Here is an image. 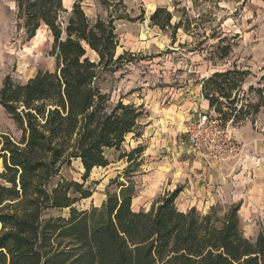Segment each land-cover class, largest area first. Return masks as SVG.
Masks as SVG:
<instances>
[{"label": "trees", "instance_id": "1", "mask_svg": "<svg viewBox=\"0 0 264 264\" xmlns=\"http://www.w3.org/2000/svg\"><path fill=\"white\" fill-rule=\"evenodd\" d=\"M14 2L28 38L42 25L49 30L55 67L23 83L5 77L0 88V105L19 131L18 137L0 135V264H264V231L246 238L238 205L223 217L213 209L180 211L176 188L148 210L135 211V184L117 176L111 181L117 191H106L100 208L76 207L92 195L85 185L91 170L108 166L107 153L120 151L126 136H139L142 107L121 100L110 105L98 80L128 57L116 55L114 22L141 17L109 12L90 22L78 1L70 10L63 0ZM171 19L165 7L149 16L151 25L174 34L182 21L171 25ZM235 78L231 71L214 73L205 89L229 97L224 89ZM142 151L137 146L120 155L129 162L124 177L139 166ZM73 160L82 165L81 181L62 174ZM64 209L65 216L52 214Z\"/></svg>", "mask_w": 264, "mask_h": 264}, {"label": "rangeland", "instance_id": "2", "mask_svg": "<svg viewBox=\"0 0 264 264\" xmlns=\"http://www.w3.org/2000/svg\"><path fill=\"white\" fill-rule=\"evenodd\" d=\"M75 1L80 2L90 22L97 18L106 19L109 12L121 15L127 11L133 18L141 17L140 20L132 22L133 25H129L127 21L114 22L120 43H123L126 32L133 29L131 26L147 25V11L153 4L166 9L173 8L174 16L180 17L185 28L192 33L194 47L207 50L210 64L216 66L224 63L220 59L215 60L220 57L216 47L221 45V41L228 42L234 29L238 35L251 32L256 37L264 36V0H107L109 7L104 6L100 0H64L63 5L70 10ZM191 24L193 25L190 26ZM234 24L236 28H233ZM146 35L148 34L143 33L141 37ZM202 36H205L207 41L203 46L200 40ZM51 44L52 37L45 25L37 29L32 38H28L26 32L18 26L14 0H0V88L5 77H10L16 83H23L39 70H54L55 59L49 54ZM169 47L150 44L140 52L128 54L122 62L103 72L98 80L100 88L109 98L110 105L119 100L124 104H137L140 99L148 103L145 109L148 117L142 118L138 131L143 129L147 120H153L154 114H158V108L171 103L170 88L178 84L175 80L178 77L176 72H183L181 69L176 70V67L178 64L182 65L180 62L186 59L185 50L172 45ZM219 50H222L221 46ZM87 54L95 58L94 53ZM254 68L257 72L261 71L264 64H257ZM260 79L243 89V85L249 81L248 77L240 72L234 82L231 81L224 89L231 100L226 99L223 105L219 104V109L223 111L225 108V117L236 109V134L242 150L236 157V169L230 167L231 162L224 163L225 169L221 170L220 177L224 178L225 183L217 180L214 175L217 173L216 169L210 170L214 172L212 175L210 173V179L201 176V169L196 166L198 157L188 152L186 144H180L184 140L181 132L184 123H168L167 128H171V132H164L163 141H167L168 135L171 139L164 146H161L162 140L157 145V142L147 135L140 144L139 140L134 138V133H131L126 136L120 151H109V165L92 169L85 182L92 190L91 197L81 200L76 207L80 210L100 208L106 199V191H117V185L111 181L120 172L122 176L119 175L118 180L132 181L137 189L132 207L134 210L137 209L136 204L148 210L153 202L179 188L181 190L175 199L178 210L185 212L193 207L199 213H205V209L195 207L204 196V200L208 197L217 200L212 209L219 217H223L228 205H222L223 202L220 201L225 200L226 193L230 195L231 192L230 189L227 191L224 188V184L230 183L236 173L239 228L246 238L255 239L260 231H264V76ZM235 90L236 98H233ZM204 96L213 101L218 99L219 93L210 88L206 89ZM157 126V122L151 121L150 127ZM163 129H166L165 125ZM1 134L19 136L15 122L0 105ZM137 145L145 147V152L141 154L143 161L139 167L133 166L134 171L124 177L123 171L128 161L127 158H120V155ZM224 172L227 173L225 176L222 175ZM62 174L81 181L83 168L79 160H73L71 166ZM208 212L210 210H207ZM67 213L68 210L64 209L52 214L65 216Z\"/></svg>", "mask_w": 264, "mask_h": 264}, {"label": "crops", "instance_id": "3", "mask_svg": "<svg viewBox=\"0 0 264 264\" xmlns=\"http://www.w3.org/2000/svg\"><path fill=\"white\" fill-rule=\"evenodd\" d=\"M157 7H162V6L153 4L152 7L148 9L147 11L148 21L146 22L147 25H141L138 27L131 26L133 29L126 32V36H124L123 43L119 42L118 47L116 48V55L122 54L124 52L132 55L133 52H140L141 50H143L144 47L150 44L151 45L154 44L156 47H161L163 45L169 47V45L170 46L172 45V47L176 46V48L180 47L185 50L184 56L186 59L184 60V62H180L182 65L176 62V64H178L176 70L181 69L183 72H176L178 77H176L175 80L176 82H178V84H175V86H172L170 88L171 89L170 92L172 94L171 103H169V105L161 109L158 108V114L157 115L156 113L154 114L153 120H147L145 123L146 125H143L144 126L143 129L141 131L137 130L139 132V136L134 137L139 140L140 144H142V142L144 141L147 135L148 137L154 139V141L157 142V145H159V142H161L162 140L163 143H161V146H164L165 143L166 144L169 143L171 139V137L168 135L167 141L166 140L163 141L164 132L165 134H167V132H171V128H167L168 123H175V124L184 123L185 126L187 119L190 116H192L194 113H196V111L206 109L209 105L214 103V102L211 103V100L207 99L204 96V93L206 92L205 84L214 73H223L226 71H231L232 76H236V74H240V72L241 73L243 72L246 75V77H248L247 81L249 82H247L246 84H253L255 81L257 82L262 75L264 76V69L257 72L256 69L254 68V66L256 67L257 64L260 63L264 64V36L256 37L251 32L244 33V35H238V33H236V29H234L233 30L234 33L232 34L231 37L228 38V42L223 43L221 41L220 42L221 45H218L216 47V50L220 57L218 58L216 57L215 60L220 59V61H224L223 64L216 66V64L215 65L210 64L208 58L209 54L207 50H203V48L198 50L194 47L192 41V33H190L188 28H185L183 20L180 17L177 18L174 16L173 8L167 9L172 14V19L170 21V24L174 25L179 20L182 21V25L176 29L174 34H172V30H170V28L166 27L164 30H162L157 25H151L149 21V16ZM120 21H126V20L121 19ZM127 23H129V25L134 24L129 21H127ZM192 25L193 24H191L190 26ZM233 28H236L235 24L233 25ZM166 29L169 30L166 31ZM143 33L148 35L142 38L141 35ZM200 40H201V46H203V43L205 44L207 42L205 36H202ZM203 40L205 41L203 42ZM219 46L222 47L221 51L219 50ZM176 48H171V49L175 51ZM237 48H239V50H237ZM172 54H176V53H172ZM182 77L184 78L182 79ZM219 98L220 99L225 98L228 100L230 99L229 97H225V96L221 97L220 95L218 96L217 100H219ZM134 105L141 106L143 111L145 112L144 115L138 121V126H139L138 129H139L141 127L140 121L142 120V118L148 117L146 114L147 111L145 110L146 107H148V103L140 99V101ZM151 121L153 122L155 121L158 123L157 128L150 127ZM164 125L166 129H163ZM233 129L235 131V132L233 131V137L235 140L239 142V138L236 134V122L233 124ZM183 130L184 127L181 131L182 133ZM144 152H145V147H143L142 153ZM188 152L194 154L190 149H188ZM140 156L141 157L138 158L140 160L139 166L143 161L142 155ZM197 157L198 159L196 160V166L200 167L201 176L204 178L207 177V179L212 178L210 176V173L212 175L214 172H210L211 169L208 168L206 165H204L202 159L199 156ZM230 162H231L230 167L232 168L233 166V168L236 169V160ZM128 164L129 162H127V165ZM224 165L226 164L217 165L214 168L217 170V173H214V175L216 176L217 180H220V182L225 183L224 178L220 177L221 170L225 169ZM226 174H227L226 172L222 173L223 176H225ZM119 175L122 176L120 172ZM119 178L120 176L118 177V179ZM224 185H225L224 188L227 189V191L228 189H230L229 191L231 192L230 195H227L226 193L225 195L226 199L220 202H223L222 205L226 203L228 205L227 207L228 210L231 206L236 205V173L233 174V180L230 181V183ZM136 194L132 199V207L135 202ZM204 199L205 197L203 196L201 200H199V202L195 205V207L198 208V206H200V208L205 209L204 211L205 213H207V210H211L216 206L217 200L215 199L216 200L215 202L213 198H209V197L206 198V200ZM194 203H196V199L194 200ZM136 205H137V209L135 211L143 209L140 208L138 204ZM227 210L224 212V214L227 212Z\"/></svg>", "mask_w": 264, "mask_h": 264}, {"label": "built area", "instance_id": "4", "mask_svg": "<svg viewBox=\"0 0 264 264\" xmlns=\"http://www.w3.org/2000/svg\"><path fill=\"white\" fill-rule=\"evenodd\" d=\"M249 86L245 84L243 89ZM233 98H236V90ZM225 102V98H219L206 109L196 111L187 119L183 130L184 140L181 144H186L188 149L199 156L210 169L236 160L242 151L240 143L233 137L236 110L225 117L223 113L225 108L223 111L218 109V105Z\"/></svg>", "mask_w": 264, "mask_h": 264}]
</instances>
